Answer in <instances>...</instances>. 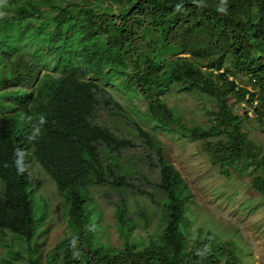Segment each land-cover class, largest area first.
Masks as SVG:
<instances>
[{
	"label": "trees",
	"instance_id": "obj_1",
	"mask_svg": "<svg viewBox=\"0 0 264 264\" xmlns=\"http://www.w3.org/2000/svg\"><path fill=\"white\" fill-rule=\"evenodd\" d=\"M109 1L114 8L76 0L64 5L0 0V26L13 36L9 44L0 40V242L14 256L24 258L27 251L30 264H43L35 248L41 224L32 200L39 183L30 175L34 160L68 203L72 234L54 248L51 264H245L235 245L211 230L189 234V185L165 159L159 138L140 124L135 128L149 150L146 157L160 170L159 199L149 196L161 215L149 241L125 242L121 248L96 245L99 223L93 220L89 187L138 191L130 178L140 168L118 162L122 150L135 143L98 121L100 110L111 104L123 110L102 81L127 71L123 86L144 96L149 116L162 127L175 125L206 140L226 125L228 139L207 144L214 163L247 169L256 161L264 168V150L257 155L260 148L247 140L242 117L232 114L227 99L229 94L247 103L255 99L229 78L236 71L248 74L252 84H264V0ZM173 83L220 98L215 123L208 129L182 123L159 95ZM255 113L264 120V108ZM253 187L264 193V174L253 178ZM130 207L122 196L115 211L126 238L136 225ZM134 214L149 217L144 210ZM0 263L15 264L7 257Z\"/></svg>",
	"mask_w": 264,
	"mask_h": 264
},
{
	"label": "rangeland",
	"instance_id": "obj_2",
	"mask_svg": "<svg viewBox=\"0 0 264 264\" xmlns=\"http://www.w3.org/2000/svg\"><path fill=\"white\" fill-rule=\"evenodd\" d=\"M56 1L64 5L70 0ZM76 1L83 5L93 3L98 7L103 5L114 8L109 0ZM11 9L12 7H6L5 10L10 12ZM12 39V34L0 26L2 43L9 44ZM154 42L156 48L159 40L154 39ZM185 56L192 58L189 54ZM191 60L202 64L196 59ZM229 63L228 60L226 64ZM49 69L52 70V67L49 66ZM129 74V71L111 74L108 80L102 81L103 86L122 105L123 110L120 112L111 104L100 110L98 121L108 126L116 135L130 138L135 143V146L122 150L118 162L121 167L140 168L141 172L134 173L130 178L138 191L123 189V192H120L111 186L89 187L92 205L97 213L93 220L99 223L94 238L95 244L121 248L125 242L135 241L142 246L149 241L159 223L161 211L157 202L149 195L152 193L155 199H159L160 188L157 183L160 170L155 160L146 157L149 150L135 128L136 123L159 138L163 144L165 159L181 172L189 185L191 196L185 208L191 222L189 234L195 235L199 228L204 231L211 230L220 240L232 242L245 264H264V193L253 187V178L264 174L263 166L256 161L247 169L242 165L226 166L214 163L207 147L208 141L213 143L217 140H227L228 127L221 126L220 131L212 133L206 140L195 139L186 129L175 125L162 127L149 116V105L144 96L141 93L133 96L123 86L122 82ZM229 78L255 94L253 103L240 101L233 94H229L227 99L232 114L242 117L247 140L254 149L260 148L256 150L260 156L264 150V120H259L255 108H264V84H252L249 75L241 71H236V74ZM186 88L173 83L166 86L159 95L187 127L199 126L208 129L215 123L214 112L220 109L221 99L196 88ZM30 175L33 180L39 182L34 185L32 192L35 217L41 224L35 237L38 242V246L35 245L36 254L43 264H51L54 248L72 234L68 225V203L65 196L59 192L56 182L34 160L30 163ZM2 188L0 181V191ZM142 192H148L147 196ZM122 196L130 204V210L136 219L134 231L128 238L120 233L115 216L117 202H120ZM39 198L45 202L44 207ZM140 210H144V216L149 213V217L145 219L140 217V214H134ZM14 248L17 250L19 246ZM23 248L25 249L24 246ZM24 253V258L22 254L14 256L8 246L0 242V258L7 257L15 264H30L27 259L30 253Z\"/></svg>",
	"mask_w": 264,
	"mask_h": 264
},
{
	"label": "built area",
	"instance_id": "obj_3",
	"mask_svg": "<svg viewBox=\"0 0 264 264\" xmlns=\"http://www.w3.org/2000/svg\"><path fill=\"white\" fill-rule=\"evenodd\" d=\"M253 82L255 83V82H257V80H256V79H254V80H253Z\"/></svg>",
	"mask_w": 264,
	"mask_h": 264
}]
</instances>
